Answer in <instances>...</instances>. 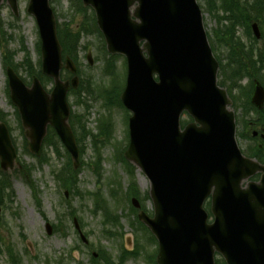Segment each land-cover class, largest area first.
<instances>
[{"label": "water", "instance_id": "obj_1", "mask_svg": "<svg viewBox=\"0 0 264 264\" xmlns=\"http://www.w3.org/2000/svg\"><path fill=\"white\" fill-rule=\"evenodd\" d=\"M7 1L18 14V0ZM83 3L95 10L109 52L128 59L121 98L134 115L125 157L152 183L155 216L141 212L139 218L159 240L157 264H215L216 252L227 264H264V165L244 156L237 143L235 114L229 109L232 101L218 86L219 63L197 0ZM27 12L37 19L42 71L54 79L55 87L48 93L37 77L29 87L9 66L11 98L21 113L31 151L40 154L52 125L78 168L80 150L69 124L67 94L79 86V78L61 79L64 67L74 74L77 68L70 57L63 62L49 0H30ZM253 30L260 38L257 23ZM88 58L92 64L91 54ZM252 103L260 109L264 106V86L259 81ZM184 111L194 122L182 130ZM16 160L8 128L0 122L1 168L14 170ZM259 172L260 181L243 186ZM209 197L214 222H208L204 208ZM48 229L51 233L50 225ZM127 242L131 248L132 240Z\"/></svg>", "mask_w": 264, "mask_h": 264}, {"label": "rangeland", "instance_id": "obj_2", "mask_svg": "<svg viewBox=\"0 0 264 264\" xmlns=\"http://www.w3.org/2000/svg\"><path fill=\"white\" fill-rule=\"evenodd\" d=\"M213 6L214 0H209ZM219 1V0H217ZM29 0H18L19 13L16 16L12 8L3 2L0 5V18L3 21L2 44H0V109L8 114V123L11 127V134L19 150V156L23 161L34 164L35 158L25 151V133L16 114V107L12 104L8 92V78L3 66V53L5 46L8 50L15 51L14 62L20 63L29 56L35 64L36 72L41 69V51H39L40 35L38 25L33 16L27 13ZM204 12V22L207 32L210 34V42L221 48L215 38V31L220 24L215 15L209 11L207 0H198ZM59 14L60 24L66 25L70 30L77 31L81 22L91 18L90 11H82L79 0H56L52 2ZM219 4V2L217 3ZM222 14V12H219ZM223 25H227L225 22ZM86 47V48H85ZM92 52L94 64L89 65L87 54ZM107 53L103 47V41L99 35L94 33L84 34L80 43V65L82 69V81L94 82L98 89L110 81L104 77L102 72ZM118 70L125 71L124 59L119 58ZM106 66V64H105ZM24 80L31 83L32 74L28 73L23 65L18 68ZM34 75V74H33ZM114 76V74H113ZM90 77V79H89ZM95 78V80H94ZM122 82V81H121ZM248 79H244L242 85H247ZM48 89L53 88V83L47 81ZM93 87V84H92ZM77 95L70 96V102L74 109L84 118L88 117V126L95 130V113L104 110V101L100 98L88 97L91 106L86 108L75 106ZM109 109L111 111L109 112ZM237 117V140L240 148L247 153L251 145L263 149L264 144L260 137L253 138L255 128L250 124L257 116L252 112L246 116L248 127L242 122V112H236ZM106 118H114L113 137L110 144L102 147L101 155L104 159L103 177L100 178V190L104 198L106 215L103 208L95 209L93 197L90 192L98 191V176L93 170L92 162L96 159V151L91 137L80 143L84 167L78 175V188L87 197L81 198L78 195L68 196V204L64 200L63 190L58 188L57 182L51 174L53 165L58 168L68 162V156L61 152V157L52 153L53 148L48 146V153L45 156L52 159L49 163L39 166L34 172V179L38 184V195L32 193L30 186L24 178L17 173H12L10 182L12 185V196H7L5 203L0 204L2 215L0 216V264H13L8 253L12 249L14 255L20 256V264H153L150 256L158 253V244L152 241L147 229L139 225L135 208L131 199L128 198L131 176L128 174L127 165L120 164L114 156V151L123 153L128 147L129 137L127 134V123L124 111L121 107L106 108ZM187 118V116H186ZM102 146L103 139L98 140ZM134 179L138 187V198L147 213H154L153 202L149 196L150 181L140 170H135ZM11 190V189H10ZM7 191V192H10ZM39 200V202H38ZM82 226V232L88 243H84L75 228L74 216ZM118 217L116 223L111 220ZM48 222L53 226L52 234L48 233ZM134 236L136 245L130 242L131 248L136 247V254L124 256V246L128 247L126 239ZM134 242V239L132 240ZM129 248V249H131ZM128 249V250H129ZM102 252L104 259L99 256ZM98 259V260H97Z\"/></svg>", "mask_w": 264, "mask_h": 264}, {"label": "trees", "instance_id": "obj_3", "mask_svg": "<svg viewBox=\"0 0 264 264\" xmlns=\"http://www.w3.org/2000/svg\"><path fill=\"white\" fill-rule=\"evenodd\" d=\"M209 2V11L215 12V18L218 20L220 26L215 31V37L217 42L220 44L221 48L217 45H213L214 52L220 61V77L221 85L226 86L231 97L234 99L235 107H241L243 111V119L245 127L249 126L246 116L251 112L257 114L255 119L250 122L255 128L264 127V109H256L250 101L252 94V81L253 79H260L264 83V0H214L213 6H210ZM219 2V4H217ZM82 11H87L85 8L81 7ZM219 11L223 14L220 15ZM94 16L91 18L82 21L79 30L74 31L70 30L68 26L64 25L59 28V37L63 46V54L69 55L77 61L78 54V45L82 36L86 33H92L94 28ZM259 22L263 31L262 41H258L254 38L251 30L252 22ZM227 25H223L224 23ZM243 30L247 36V42H244L243 39L238 35L239 30ZM2 34H3V21L0 18V44H2ZM15 52L8 50V47L5 46L3 53L4 65H12L16 70H18L19 65H23L28 73L41 75V71L36 72L34 63L31 61L28 55L22 63L14 62ZM114 70V62H110L106 73L113 75L112 71ZM247 78L249 83L247 85H242V81ZM93 84V87H92ZM97 84L94 82H84L81 81L79 89L73 91V94L78 97V104L81 106L87 105V100L84 98V95H94L92 93V88H95ZM124 84L121 81H113L111 85L106 86L102 93L98 97L104 99V107H112L120 105V94L123 90ZM239 95V97H238ZM239 98V99H238ZM110 110V109H109ZM5 114L0 111V119H4ZM187 120H184V124ZM72 127L77 135L78 143H81L82 140L91 137L94 143L96 151V159L92 162L93 170L96 175L100 178L102 176V155L101 149L103 146L110 144V140L113 137V127L114 120L106 117H102L99 120L98 130L99 132L95 134L93 130L89 129L87 126V120L78 112H74L71 117ZM99 139H103L102 146L100 145ZM47 145H53L55 147L58 156L60 157V147L61 143L54 131H51L49 136L46 139ZM248 156L255 157L259 161L264 162V148L260 149L253 145L247 150L246 153ZM68 162L63 165L61 169H53V175L55 176L57 182L63 189L69 190L71 194H76L81 198L87 197V194L80 192L78 188V175L80 170H75L73 168L72 162L69 155ZM117 161L125 163L127 165V172L131 176V183L129 188L128 197L138 195V187L136 186L134 179L135 167L131 165L128 161L125 160L123 153H119V150H115L114 154ZM50 159L45 156V153L41 158L38 159L40 165L49 163ZM35 166L23 164V169L21 174L24 177L27 184L32 188L33 193L38 195V186L33 179V171ZM11 189V190H10ZM12 185L10 182V176L6 173L0 171V204H4L7 196L9 198L12 196ZM10 192H7L9 191ZM98 191L91 193L93 197V202L96 205L95 209L97 210L103 208L105 210V204L103 201L102 194ZM39 202V200H38ZM210 203L208 202L207 207L209 208ZM106 215L108 212L105 210ZM113 223H116L118 217H113ZM124 256L122 257L121 263L125 260V255L136 254V251L128 252L124 248ZM11 261L13 264H20V257L16 254L14 255L12 249L8 250ZM99 256L104 259L103 253L100 251ZM98 260V259H97ZM150 260L153 264H156V255L150 256ZM93 264H97L96 261ZM113 264V263H108ZM217 264H225L224 261H217Z\"/></svg>", "mask_w": 264, "mask_h": 264}]
</instances>
